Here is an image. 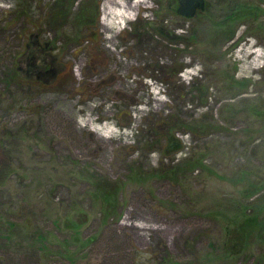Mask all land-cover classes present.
I'll use <instances>...</instances> for the list:
<instances>
[{
	"label": "rangeland",
	"instance_id": "rangeland-1",
	"mask_svg": "<svg viewBox=\"0 0 264 264\" xmlns=\"http://www.w3.org/2000/svg\"><path fill=\"white\" fill-rule=\"evenodd\" d=\"M145 1L109 41L103 0H0V264H264V0Z\"/></svg>",
	"mask_w": 264,
	"mask_h": 264
},
{
	"label": "bare ground",
	"instance_id": "bare-ground-1",
	"mask_svg": "<svg viewBox=\"0 0 264 264\" xmlns=\"http://www.w3.org/2000/svg\"><path fill=\"white\" fill-rule=\"evenodd\" d=\"M142 3H146V1L103 0L101 5L103 13L101 23L107 31L105 38L109 41L113 40L117 33L134 19V15ZM251 47L248 46V48L242 47L238 49L237 58L244 61L240 67V70L243 72L258 68L260 66L259 62L264 59V54L261 51L252 50ZM251 54L254 55L253 59L245 61ZM185 73L194 74L193 71L189 70H186ZM181 76H184V74H181ZM155 99L157 100L158 98L155 97ZM80 126H88L90 130L96 132L103 138H117L126 134L125 131L114 129L109 124L102 123L101 125H95L93 123V117L90 114L80 122Z\"/></svg>",
	"mask_w": 264,
	"mask_h": 264
},
{
	"label": "trees",
	"instance_id": "trees-1",
	"mask_svg": "<svg viewBox=\"0 0 264 264\" xmlns=\"http://www.w3.org/2000/svg\"><path fill=\"white\" fill-rule=\"evenodd\" d=\"M74 1L75 0H56V2H55L56 4L60 5V3H62V5L64 6L63 7L64 10L62 11V13L60 11L59 12L55 11L51 15V17H54V16L56 17L57 13L61 14V15H66V13L69 12L70 6ZM232 1L235 4L233 6L234 7L233 9H236V11L238 9H241L240 13H238V14L235 13V17L237 18V20H238V18L244 19L246 17H250L253 15H254V17L257 16V13L260 9L259 6H255V5L253 6L252 5L253 3L249 4V2L241 1V0H232ZM91 2H92V0H91ZM87 7H88V5H87ZM87 7H84L83 10L77 14V17L75 20H77L81 23L82 29L79 30V33L75 34V36L78 38H85V40H88L90 42L95 43V39L97 37V34H96L97 30L95 28H92L94 25V16H93V14L92 15H89V14L86 15L85 10L88 9ZM96 13H97V10H96ZM91 25H92V27H90ZM256 27H258V26H255V27L253 26L251 31L255 32ZM254 32H250V33H254ZM233 34H234V30H232L229 33V35L227 36V39H230L233 36ZM172 35H173V38L178 37L176 34H172ZM177 71H178V69H177ZM176 132H177V129H175L173 126H171L164 133V136H163L164 145H163V150H162L164 157H167L171 153L175 154L184 148L181 141L175 136ZM182 162L183 163L187 162V164L191 165L192 168L202 166V164H201L202 159H196V160L192 159V161L187 160L186 162L185 161H182ZM179 165L180 164L174 165V166H172V168H174V167L177 168Z\"/></svg>",
	"mask_w": 264,
	"mask_h": 264
},
{
	"label": "water",
	"instance_id": "water-1",
	"mask_svg": "<svg viewBox=\"0 0 264 264\" xmlns=\"http://www.w3.org/2000/svg\"><path fill=\"white\" fill-rule=\"evenodd\" d=\"M196 1L198 0H184V2H180L178 12L186 16L192 15L194 9L193 3H195Z\"/></svg>",
	"mask_w": 264,
	"mask_h": 264
},
{
	"label": "flooded vegetation",
	"instance_id": "flooded-vegetation-1",
	"mask_svg": "<svg viewBox=\"0 0 264 264\" xmlns=\"http://www.w3.org/2000/svg\"><path fill=\"white\" fill-rule=\"evenodd\" d=\"M180 2H184V0H178V3L180 4ZM196 3H193V5L195 6Z\"/></svg>",
	"mask_w": 264,
	"mask_h": 264
}]
</instances>
